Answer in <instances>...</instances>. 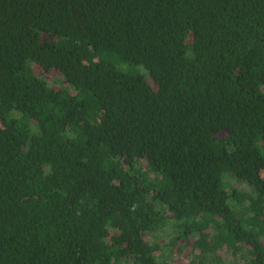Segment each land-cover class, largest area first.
<instances>
[{"label": "trees", "instance_id": "16d2710c", "mask_svg": "<svg viewBox=\"0 0 264 264\" xmlns=\"http://www.w3.org/2000/svg\"><path fill=\"white\" fill-rule=\"evenodd\" d=\"M0 264H264V0H0Z\"/></svg>", "mask_w": 264, "mask_h": 264}, {"label": "rangeland", "instance_id": "374dc122", "mask_svg": "<svg viewBox=\"0 0 264 264\" xmlns=\"http://www.w3.org/2000/svg\"><path fill=\"white\" fill-rule=\"evenodd\" d=\"M54 77V76H53Z\"/></svg>", "mask_w": 264, "mask_h": 264}]
</instances>
